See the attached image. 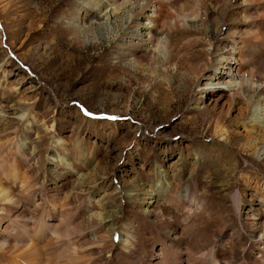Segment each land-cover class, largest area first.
<instances>
[{
  "label": "rangeland",
  "instance_id": "obj_1",
  "mask_svg": "<svg viewBox=\"0 0 264 264\" xmlns=\"http://www.w3.org/2000/svg\"><path fill=\"white\" fill-rule=\"evenodd\" d=\"M190 1L173 2L174 13L187 8L195 16ZM246 1L209 0L217 15L201 14L198 31L190 37V25L157 37L162 44L150 48L161 61L151 57L150 68L143 71L117 46L135 18L143 21L140 27L151 26L141 17L152 8L131 14L142 0H118L123 4L115 13L117 1L103 0L93 10L108 26L96 25L95 36L76 31V20L86 14L83 8L92 9L87 0H0V143L7 151L0 159L10 163L17 157L32 183L27 191L34 193L33 202L25 199L20 179L0 173V186L22 206L29 205L25 219H35L33 209L37 213L55 200L59 212L53 222L72 219L79 246L102 239L103 246L85 252L97 251L112 264H124L122 253L128 249L122 244L129 239L141 254L150 251L154 258L173 224L183 230L184 223L197 219L229 259L259 260L264 127L256 130L250 119L263 106L249 107L239 98L264 94V56L246 45L250 35L263 38L264 29L255 23L263 7L262 0ZM141 30L146 29L136 28L135 35L141 36ZM188 42L196 43L184 47ZM244 46L249 66L239 64ZM230 51V68L221 62L217 72L235 82H209L215 55ZM238 65L255 72L250 87L244 79L239 96L234 93L240 84ZM218 93L222 97L215 103ZM217 126L230 138L216 132ZM15 139L26 159L16 152ZM57 173L55 184L51 175ZM64 183L68 190L74 187L73 197L80 195L75 204L85 200L78 218L67 204L72 196ZM189 185L199 198L193 206L182 199ZM81 232L86 236L78 237Z\"/></svg>",
  "mask_w": 264,
  "mask_h": 264
},
{
  "label": "bare ground",
  "instance_id": "obj_2",
  "mask_svg": "<svg viewBox=\"0 0 264 264\" xmlns=\"http://www.w3.org/2000/svg\"><path fill=\"white\" fill-rule=\"evenodd\" d=\"M87 1L88 5L92 6V9L90 10L86 8L87 6L83 8L86 14L81 18L78 17V19L76 20L77 25L79 26L76 31L78 33H84L85 35H94L95 26L97 25L107 27L108 21H102L104 18L100 17L97 11L93 10V8L99 10L104 4L103 0ZM116 1L117 3H113L115 5V8L113 10L114 13L118 11L121 4H123V2L118 3V0ZM180 1L181 0H142V4H139V2L135 3V7L130 10L132 12V15L135 14V16H140L146 13L148 8H152V13H147L145 17H141V19L145 18V20H148V23L151 24V26L148 27L147 25L145 28H143V26L140 27L141 25H143V21L141 22L138 20V18H135V20L131 22L132 24H129L130 28H127L126 32H124V34L120 36V41L117 43L118 48L128 51V58L130 59V64L132 66L140 70L143 69V71H145L150 68V60H152L151 57L156 60L159 59L161 61L160 54L158 52L156 53V50H152V47L150 46H153L155 44H162L161 40H159V38L157 37H160L163 34L171 36L173 28L176 27L178 29L179 27H187L188 25H190V27L194 29L187 30V37H190L189 35H191L192 32L198 31L201 14L202 17L209 16L210 18H212V16L214 15H217L218 9L215 10L212 7H209L207 3L209 0H191V11L197 12L195 16L189 15L187 13V8L177 9V14H175L173 11L174 4L172 3L174 2L176 4ZM211 2H214V0H211ZM260 4L263 7L261 8L263 13L260 14V21H255V23L257 27L261 29V32H263L264 0H262ZM37 13H39V9ZM98 20L100 21V23L96 24L95 22H97ZM136 28L146 30L145 32L141 30L140 32H142V35L140 36L135 35L134 33V30ZM254 35L255 36L250 35L251 39L247 41L246 45L251 49V51H254V49H256L260 51L264 56V35L262 39H257L258 35ZM156 38L157 40H155ZM232 39L233 42H235L237 38ZM195 43L191 42L189 44H184L183 46L190 47ZM247 46H244L243 50L239 54V64L244 66H249L250 64L249 59H247V56L249 54H246L245 49ZM162 48L163 46L159 49ZM160 53L162 54V52ZM215 56L216 63L213 65V72L208 74L206 78L209 79V82L215 81L214 83H234L235 81H229V83L228 81L226 82L224 80V74L221 71L220 73L217 72L218 65H220L221 62H225L223 65L224 68L226 66L230 68L229 62H231L230 60L233 59L232 51H230V53L222 52L220 54H216ZM185 58L191 60L193 57H184V59ZM237 67L240 84L238 86L236 85V90L234 91V93L238 94L239 96L244 93L243 91H245L246 86H244V79L247 78V82L249 83L250 87L252 82L254 81L255 72L253 70H249V72H247L246 70L245 72L242 71L239 65ZM262 95L263 96L258 95L251 98L246 97L243 94L240 98L238 97L249 107L253 104L263 106V108H259L260 113H256V111L250 119V121L254 122L251 126H253V128H256V130H258L257 128L259 126L264 127V94ZM221 97L222 94L218 93V98L215 100V103H217ZM243 126L247 129L246 124H243ZM52 127L53 125H51V129ZM251 130L252 129H250L248 132H252ZM218 131L221 135L224 134L225 139L230 138V132L228 130L225 129L224 131V129L218 127L216 132ZM12 143L16 147V152L26 159L27 155L25 154L21 144L17 141V139L12 141ZM6 152L7 151L4 148V143H0V154L6 158ZM16 158H14L10 163H8L6 159V161L3 158L0 159V173H4L6 177L11 176L16 180L20 179L22 187H24V197L28 202L32 203L34 199V193H32L31 191H27L32 183L30 182L29 177L26 175V171L19 168L20 161ZM51 176V179H53L54 183L56 184L57 178L60 176V173ZM68 184L69 183H64V187L67 189V192H69L67 196L69 198L71 196L72 197L69 199L70 202H67V204L73 205V211L75 212L76 218H78V216L81 214V207L85 200L80 198V202L78 201L79 204H75L77 202L76 197L80 195H74L73 197L71 193L73 194L74 187H72L71 190H68ZM193 187L191 185L187 186L185 189V194L182 195V199L187 202L188 206L195 205L199 199ZM44 194L45 195L43 197V202L44 204H47L48 192H44ZM168 195L169 197H172V194L170 195V192L168 193ZM18 199H15L14 195L6 188L0 186V264H112L111 260L107 259L103 255L97 254V251H94L91 254L85 252L89 249H96L103 246L102 239L97 241H90V239H87V245L79 246L78 240L74 239L72 236V233L75 232L74 229H76V227L70 228L72 219L67 221L60 220L56 223L53 222V217L56 216L59 212V208L55 200L52 201L51 205L39 209L37 213H35V210L33 209L31 213H33L32 215L35 216V219H25V216L29 211V205L27 207L22 206ZM233 199L234 201L238 200L237 197H233ZM81 219H83V217ZM82 235L86 236L85 232H81L78 237ZM163 236V246L155 251L154 258L149 257L150 251H148L145 255L141 254V252H139L136 247V242L134 241V239H129L126 243H123V247L128 249V251H124L122 253L124 264H250L249 262H245L244 259L237 261L229 259L226 254L223 255L220 252L218 244H215V242L213 241L214 238L203 233L197 219H192L191 221L184 223L183 230H179L178 225L173 224ZM261 243H263V246H259ZM256 245L258 251L261 254L258 258L259 260L255 259L253 264H264V242L260 241ZM153 252L154 250H152V253Z\"/></svg>",
  "mask_w": 264,
  "mask_h": 264
},
{
  "label": "snow or ice",
  "instance_id": "obj_3",
  "mask_svg": "<svg viewBox=\"0 0 264 264\" xmlns=\"http://www.w3.org/2000/svg\"><path fill=\"white\" fill-rule=\"evenodd\" d=\"M86 115H89V113H85Z\"/></svg>",
  "mask_w": 264,
  "mask_h": 264
}]
</instances>
